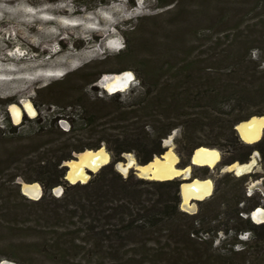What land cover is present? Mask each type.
I'll use <instances>...</instances> for the list:
<instances>
[{
    "label": "trees",
    "instance_id": "1",
    "mask_svg": "<svg viewBox=\"0 0 264 264\" xmlns=\"http://www.w3.org/2000/svg\"><path fill=\"white\" fill-rule=\"evenodd\" d=\"M198 8L207 25L193 32L208 50L117 52L136 65L139 85L132 99L121 90L100 95L95 83L101 74L130 68L100 69L93 61L86 64L94 70L81 77L87 84H74L70 71L60 84L42 88L55 89L59 109L34 117L25 113L19 123L8 112L2 116L0 260L264 264V222L248 215L264 207V194H249L253 174L219 172L212 195L197 200L198 210L189 212L181 207L182 178H147L133 169L125 175L115 166L127 152L142 164L161 155L176 129L181 154L190 156L203 145L228 152L220 168L247 162L255 151L264 163V133L251 143L236 129L252 115L264 116V0H202ZM89 84L93 91L87 90ZM61 119L68 121L67 129ZM103 145L111 153L109 163L86 182L65 178L63 164L74 153ZM194 166L209 175L210 166ZM19 176L39 181L42 196L23 193ZM56 185L64 188L60 196L52 191Z\"/></svg>",
    "mask_w": 264,
    "mask_h": 264
},
{
    "label": "rangeland",
    "instance_id": "2",
    "mask_svg": "<svg viewBox=\"0 0 264 264\" xmlns=\"http://www.w3.org/2000/svg\"><path fill=\"white\" fill-rule=\"evenodd\" d=\"M31 1L32 3L27 5L29 12L22 15L12 8L6 11L0 10L1 28L19 19L35 20L38 24L46 22L51 28L47 34L34 35L33 38H22L20 35L9 32L2 33L0 55L2 56L5 51L8 56H26V58L20 62L16 60L3 61L7 69L0 70V122L2 116L8 112L15 123L9 106L13 103L23 104L25 100L33 102L37 109L36 115L59 109L56 104L58 99L55 98V89L52 92L42 88L50 82L56 85L60 78L70 71L74 72L73 78H70L74 84H87L84 79L81 80V77L83 72L90 74L94 70L86 64L88 62L95 63L93 61H97L95 65L100 66V69L130 68L125 71L131 72L132 78L121 91H124V98L132 99L131 96L137 93L139 85L133 70L136 65L128 57L118 55L119 50H188L192 46H196V50H208L204 47L203 39L198 40L193 32L196 27L201 28L207 25L203 23L204 17L199 15L198 7H201L202 0H166L170 4L163 7L160 6L159 0ZM48 6L79 9V11L74 15H67L45 11L44 8ZM26 26L29 27L28 24ZM31 33L33 34V32ZM34 38L36 39L34 40ZM27 64H31V66L19 69ZM116 74L118 73L101 74V77L95 82L100 88V95L104 94V90L112 92L106 88L102 79L106 75ZM87 90L93 91L90 84L87 86ZM60 123L66 129L69 126L66 119H61ZM179 133L178 129L174 130L164 142L168 149L172 148L179 156V167H184L183 163L185 166L192 165L191 155L181 154L177 150L175 137ZM103 146L106 147V145ZM219 151L221 153L220 160L223 156L229 155L225 150L219 149ZM132 154L134 153H125V159L132 158ZM251 159H256L257 164L249 172L253 175L247 181V188L250 193L260 191L264 194V163L260 153L255 151ZM216 165L210 166L209 175L206 177L202 176V169L192 165L187 176L210 178L215 187L218 173L231 171L226 165L221 168L218 165L220 169L215 168ZM255 174L258 176H254ZM19 179L24 180L19 176L16 181L18 182ZM194 204L195 208L189 212L198 210V202H194ZM241 237L246 238V235L242 234Z\"/></svg>",
    "mask_w": 264,
    "mask_h": 264
},
{
    "label": "bare ground",
    "instance_id": "3",
    "mask_svg": "<svg viewBox=\"0 0 264 264\" xmlns=\"http://www.w3.org/2000/svg\"><path fill=\"white\" fill-rule=\"evenodd\" d=\"M31 3H32L31 0H0V10L6 11L7 9L12 8L14 9L15 12L22 15L24 13L29 12L27 10V5ZM44 10L63 13L67 15H74L79 11V9H69L66 7H56V6H48L44 8ZM27 24L29 25V27L26 26ZM48 24L49 23L46 22H42L38 24L35 20L28 21L26 19H19L18 21H15L10 25L4 26L3 28L0 27V34H1L0 49L2 48V41H1L2 40L1 37L3 36L2 33L4 34L5 32L6 33L9 32L10 34L15 33L16 35H20L22 38H27V37L33 38L34 35L42 36L50 32L51 28ZM31 32H33V34ZM35 39L36 38H34V40ZM25 58L26 56H22V57L8 56L4 51L3 55L2 56L0 55V70L7 69V67L4 66L5 64L3 63V61L16 60L20 62ZM30 66L31 64L23 65L19 69H25ZM106 76L102 79L103 80L102 82H104L106 88L111 91L119 87L123 89L132 78V74L130 73H123V74L118 73L116 75H112V76L109 75L108 77ZM24 103L27 109L30 111V113L34 114V109H32L30 102L28 100H25ZM11 111L13 113L15 121L16 122L20 121L21 119L20 108L16 104H12ZM263 127H264V116L253 117L249 122L243 124V128H244L243 138L247 142H252L254 140H257L261 136ZM97 156L100 158V162L98 165L102 164L103 162H107L110 157L109 153L104 148L99 149L96 153L93 152L92 150H86L83 154H81L79 161L70 162L72 169L68 176L73 181H76L78 179L85 181L88 176L86 175L84 169H81L78 172H74L73 170L78 166H82V167L89 166L96 169L98 165L96 164L94 165L93 161H95ZM178 160L179 157L176 154V152L172 148H169L165 152L163 158H155L153 161L149 162L145 166H142L141 167L142 174L144 175L152 174V177L159 179L172 178L174 176H178L181 174L187 176L189 167L186 169L182 167L179 168L177 166ZM219 160H220L219 150L216 148H210L205 146L199 147L196 150L193 157V162L198 165L213 166L216 165L219 162ZM256 164H257L256 159H252L249 162V164H244V165H239L237 162H235L230 166V168L236 170H243L248 167H253ZM34 186L36 187V189L40 188L38 184H35ZM212 190H213V181L210 178H195L191 182L183 183L182 195H183L184 208L188 210L194 209L195 204L192 203V199H203L206 196L210 195L212 193ZM254 218L256 221L264 220V211L262 209H258L257 211H255Z\"/></svg>",
    "mask_w": 264,
    "mask_h": 264
},
{
    "label": "water",
    "instance_id": "4",
    "mask_svg": "<svg viewBox=\"0 0 264 264\" xmlns=\"http://www.w3.org/2000/svg\"><path fill=\"white\" fill-rule=\"evenodd\" d=\"M123 73H130V74H131V72H126V71H121V72H119V74H123ZM125 87H126V86H125ZM118 90H122V88L119 87V88H117V89L112 90V92H115V91H118ZM112 92H111V93H112ZM28 101L30 102V105H31L32 109H34V114H31V113H30V111H29V110L27 109V107L25 106V103H23V104H16V103H13V104H16V105L20 108V110H21V119H20V121L23 119V116H24V113H25V112L28 113V114H30L32 117H34V116L37 114V109H36L35 105L33 104V102H32L31 100H28ZM11 105H12V104H10V106H9V111H10V113H11V116H12L13 120L15 121L14 116H13V113H12V111H11ZM253 117H259V115H252V116H250L248 119H246V120H242V121H240V122H238V123L236 124L237 132H238V134L240 135V137H241L243 140H245V139L243 138V131H244L243 124L249 122ZM20 121H18V122L15 121V123H19ZM247 128H248V127H247ZM263 133H264V127H263V129H262L261 136H260L257 140H254V141H252V142H256V141L260 140V139L262 138V136H263ZM252 142H251V143H252ZM202 146H203V145H202ZM202 146H198V147L194 148V150L192 151L191 156H190V161H191V164H192V165H198V164H196V163L193 162V157H194V154H195L196 150H197L199 147H202ZM205 147H208V146H205ZM101 148H104V149L109 153V156H110V157H109V160H108L107 162H103L102 164L98 165L99 162H100V158L97 156L96 159H95V161H93V164H94V165H95V164L98 165V167H97L96 169H94L93 167H89V166H83V167H82V166H78L77 168H74V170H73L74 172H78V171H80L81 169H84V171H85V173H86V175H87L88 177H87V179H86L85 181L80 180V179H78V180H76V181H73V180L68 176L69 173H70V171H71V169H72V166L70 165V162H77V161H79V160H80V156H81V154H83L86 150H92L93 152L96 153V152H97L99 149H101ZM210 148H213V147H210ZM216 149H217V148H216ZM167 150H168V148L164 151V153H162L161 155H156V156H154L153 159L150 160V161H148L147 163H143V164H142V163H139V161L136 159L135 155L132 154V158H126L125 160L118 161V162H116L115 166H116V168H117L120 172H122L123 174H127V173L129 172V170L133 169V170L135 171V173H137V174L140 175V176L147 177V178H154V177H152V174H145V175L142 174V169H141V167H142V166H145V165L148 164L149 162L153 161L155 158H163V156H164V154H165V152H166ZM218 150H219V149H218ZM219 152H220V151H219ZM176 154H177V153H176ZM178 157H179V156H178ZM220 158H221V153H220ZM251 160H252V159H250V160L247 161V162L234 161V162H232V163L226 165V167H227L229 170L234 171L237 175H242V174H245V173H249V172H251L255 166H253V167H248V168L243 169V170L231 169L230 166H231L232 164H234L235 162H237L239 165L249 164V162H250ZM110 161H111V155H110V152L107 150V148H106L105 146H101V147H99V148H97V149H85V150H83V151L76 152V153H74L73 158L66 160V161L64 162V164H63V165L66 167V170H65V178H66L67 180H69L70 182H73V183H74V182H78V181L86 182V181H88V180L91 178L93 172H97V171H98L103 165L109 163ZM178 164H179V160H178V163H177V166L179 167ZM192 165H187V166H184V167H182V168L186 169V168L189 167V168L191 169ZM179 168H181V167H179ZM176 177H181L182 180H183V181L181 182V185H180V192H181V207H182L183 209L189 211L188 209L184 208V204H183V195H182V184H183V183L191 182V181H192L193 179H195V178H190V177L185 176L184 174H181V175H178V176H174V177H172V178H164V179H161V180H165V179H173V178H176ZM154 179H159V178H154ZM18 183H19V185H20V189H21V191H22L23 193H25L26 195H28L29 197H31V198L38 199V198H40V197L42 196V194H43V188H42V185H41L39 182H37V181H34V182H27V181H25V180H20V179H19V180H18ZM35 184H38L40 188H39V189H36V187L34 186ZM33 186H34V187H33ZM52 191H53V193H54L55 195L60 196V195L63 193L64 188H63L62 185H56L55 187L52 188ZM213 191H214V184H213V190H212V193H213ZM212 193H211V194H212ZM211 194H210V195H211ZM210 195H208V196H210ZM208 196H206L205 198H207ZM205 198H203V199H205ZM203 199H192V203L197 202V200H203ZM258 209H262V210L264 211V207H263V206H257V207H255L253 210H251V211L248 213V215H249V216L252 218V220L255 221V222H264V220L256 221L255 218H254V212L257 211ZM0 264H17V263H16L15 261H11V260H8V259H2V260H0Z\"/></svg>",
    "mask_w": 264,
    "mask_h": 264
},
{
    "label": "flooded vegetation",
    "instance_id": "5",
    "mask_svg": "<svg viewBox=\"0 0 264 264\" xmlns=\"http://www.w3.org/2000/svg\"><path fill=\"white\" fill-rule=\"evenodd\" d=\"M255 166H256V165H255ZM251 193H252V192H251ZM251 193H250V190H249V194H251Z\"/></svg>",
    "mask_w": 264,
    "mask_h": 264
}]
</instances>
